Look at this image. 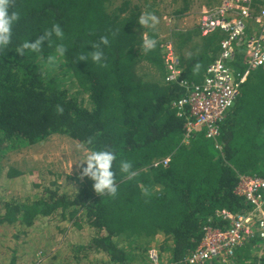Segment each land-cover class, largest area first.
<instances>
[{"label": "trees", "instance_id": "obj_1", "mask_svg": "<svg viewBox=\"0 0 264 264\" xmlns=\"http://www.w3.org/2000/svg\"><path fill=\"white\" fill-rule=\"evenodd\" d=\"M116 1L11 0L10 11L20 19L11 44L0 50V152L9 144L30 145L65 134L87 151H114L119 187L114 197L99 195L87 176L80 180L42 169L4 168L0 264L143 262L152 242L165 264H187L184 258L198 245L205 227L229 225L217 211L247 208L233 191L239 174L264 176V70L249 71L215 138L200 129L184 142L185 119L174 107L181 90L165 81L160 40L138 22L142 14L158 12V3L141 8L130 0ZM54 24L62 28V40L44 41L41 53L16 52ZM178 34L176 42L172 38L182 75L199 82L217 57L222 36L201 37L202 45L184 54L198 34ZM144 35L156 41L153 49H143ZM101 36L109 44L100 45L104 59L94 63L89 51ZM59 44L67 49L63 56L56 50ZM82 53L87 61L79 60ZM48 56L62 62L80 99L53 79L44 80L37 62ZM243 59L237 50L229 63L235 75L244 71ZM166 157L167 165L154 164ZM121 159L132 163L133 179L119 171ZM257 241L235 248L226 262L209 264H264Z\"/></svg>", "mask_w": 264, "mask_h": 264}, {"label": "built area", "instance_id": "obj_2", "mask_svg": "<svg viewBox=\"0 0 264 264\" xmlns=\"http://www.w3.org/2000/svg\"><path fill=\"white\" fill-rule=\"evenodd\" d=\"M203 3L196 14L192 8L175 15L187 24V18L194 14L192 17L196 20L191 30L197 31L196 37L215 33L222 36L217 57L206 66L201 81L183 77L181 59L172 35L159 39L165 81L177 84L181 90L174 107L177 116L185 119L184 142L200 129H204L206 137L215 138L219 124L234 104L249 71L264 70V0L198 2L199 5ZM237 50L243 54L245 69L235 75L229 63L234 60ZM168 160V157L162 158L154 164L167 165ZM233 191L247 208L237 213L217 211V216L228 219L229 225L225 229L205 227L198 245L184 258L187 264L226 262L235 248L252 239L258 240L256 246L261 253L264 252V176L239 174ZM146 260L150 264H161L162 254L154 244L148 248Z\"/></svg>", "mask_w": 264, "mask_h": 264}, {"label": "rangeland", "instance_id": "obj_3", "mask_svg": "<svg viewBox=\"0 0 264 264\" xmlns=\"http://www.w3.org/2000/svg\"><path fill=\"white\" fill-rule=\"evenodd\" d=\"M121 1L122 0H117L115 4L119 5ZM153 1L158 3V12L154 15L158 18L159 22L155 28H149L154 31L157 39H161L162 36L164 37L166 35H170L171 37L172 35L176 42L179 38L178 33L186 30L183 27H188V25L191 24V27L194 26L196 20L192 17L194 14L187 18V24H183L182 21H180L181 17L175 16L177 14L175 11L182 8L187 3H192L194 1L197 3L198 0H130L131 5H137L141 8ZM200 1L202 2V0H199V2ZM188 10L189 9L186 11ZM196 12L197 10L194 8L193 13L196 14ZM173 16L175 17L173 18ZM195 34H198L196 30ZM200 39L199 37H195L193 42L185 47L184 54H188L195 44L199 43L202 45ZM37 63L44 80L53 79L56 86L67 89L71 96H75L78 99L81 98L78 95L76 86L72 85L71 80L63 73L64 66L61 61L55 60L54 63L50 64L47 60L39 58ZM78 146L82 147L78 148ZM86 152L87 149L82 144L71 139L69 136L59 133L51 134L35 144L20 145V143H18V145L16 144L14 146L9 144L7 148L0 152V172L6 167H15L23 171L42 169L58 174L75 176L78 175V164L76 161L82 159ZM3 187L7 190L10 188L8 183H5ZM152 244H154V242H152ZM121 245L126 246V243L121 242ZM249 261L250 260H247L245 263ZM129 264H146V262L133 260Z\"/></svg>", "mask_w": 264, "mask_h": 264}, {"label": "clouds", "instance_id": "obj_4", "mask_svg": "<svg viewBox=\"0 0 264 264\" xmlns=\"http://www.w3.org/2000/svg\"><path fill=\"white\" fill-rule=\"evenodd\" d=\"M11 0H0V50L6 49L12 42L13 27L19 21L20 14L16 11H10ZM139 24L143 27L155 28L158 24V18L152 13H146L140 16L138 20ZM53 37L62 40L64 38V32L58 24H54L50 30H45L43 35H39L34 41H25L19 47L16 52L20 55H24L25 50H30L34 53H41L44 41L48 44L52 43ZM109 39L107 36H101L99 43L91 45L92 51L91 60L94 63H101L104 59V53L100 50V45L107 46ZM156 41L150 39L147 36L143 39V49L145 51L151 50L155 47ZM57 52L63 56L66 52V47L63 44L57 45ZM79 60L87 61L88 56L81 54ZM55 57L48 56L47 62L54 63ZM103 66V65H102ZM60 112L62 108L58 109ZM82 146H78L81 148ZM116 160L114 151L110 148L91 149L84 154L82 159L77 160L80 171L78 172V179L82 180L85 176L90 177L93 181V189L95 193L99 195H105L114 197L117 194L118 183L116 181V172L113 170V162ZM119 171L127 175L129 180L136 176V172L132 171V163L128 160L121 159L119 162Z\"/></svg>", "mask_w": 264, "mask_h": 264}, {"label": "crops", "instance_id": "obj_5", "mask_svg": "<svg viewBox=\"0 0 264 264\" xmlns=\"http://www.w3.org/2000/svg\"><path fill=\"white\" fill-rule=\"evenodd\" d=\"M198 2H199V0H198ZM198 2L196 3V2L194 1V2H192V3H187V4H185V6H183L182 8H179L178 10L183 9L181 12H184V11H186L187 9L190 10V9H192V8H195L196 10H197V9L200 10V9L204 6L205 3L199 5ZM175 12H176V11H175ZM191 26H192V25H188V27H183V28H185V29H186L185 31H187V30H191V29L193 28V27H191ZM189 27H190V28H189ZM163 255H164V254H162V261H161V263L164 262L163 264H165L166 260H164ZM144 262H146V264H148V262H147L146 259L144 260Z\"/></svg>", "mask_w": 264, "mask_h": 264}]
</instances>
